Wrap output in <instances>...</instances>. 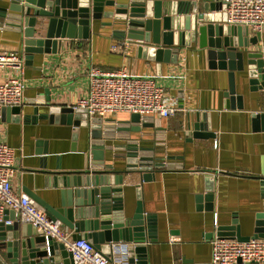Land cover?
Wrapping results in <instances>:
<instances>
[{"label":"crops","instance_id":"obj_1","mask_svg":"<svg viewBox=\"0 0 264 264\" xmlns=\"http://www.w3.org/2000/svg\"><path fill=\"white\" fill-rule=\"evenodd\" d=\"M179 1L188 3L184 8L193 16L194 0ZM204 2L199 0V11ZM46 23H37L35 38L45 37ZM30 27L9 8V0H0V50L19 51L26 59ZM125 29L104 16L92 21L88 38L76 32L56 38L55 51L33 53L24 75L43 84L28 87L23 105L5 107L0 117L1 138L15 149L14 187L42 209L41 202L63 209L62 200L77 209V177L84 187L85 172L107 171L111 182L121 173L124 211L134 212L140 189L144 215L151 219L149 264H211L220 227L237 226L242 235L252 236L258 215L264 214V118L256 117L264 113V89L251 91L247 72L236 70L237 92L230 102L229 69L210 66L198 35L193 39L188 30L186 45L172 46L173 60L158 61ZM254 35L249 30L242 38ZM251 49L264 51V32ZM93 67L160 77L170 87L176 113L134 121L132 113L114 112L89 116L80 125L52 120L51 107L74 105L87 92ZM95 117L100 121L94 123ZM129 161L135 170L127 169ZM141 164L150 167L141 169ZM1 242L0 237V264H13Z\"/></svg>","mask_w":264,"mask_h":264},{"label":"water","instance_id":"obj_2","mask_svg":"<svg viewBox=\"0 0 264 264\" xmlns=\"http://www.w3.org/2000/svg\"><path fill=\"white\" fill-rule=\"evenodd\" d=\"M187 4L179 0H9V8L20 12L31 26L25 46L27 64L32 63L33 53L51 47L55 51V39L58 37H74L76 32H80V36L88 38L92 21L107 16L126 27L128 38L142 41L149 47L153 58L158 61L173 60L172 46L186 45L184 36L188 30L193 39L198 35L200 47L207 48L210 66L229 69L226 95L230 102L237 92L236 70L247 72L251 91L264 89V51L251 49V44H257L260 35L244 40L243 33L249 34V30L245 26L227 23L225 0H205L203 11H199V0H194L193 16L184 8ZM106 7L113 8L106 10ZM177 20L180 22L175 24ZM45 22V37L35 38L37 23L42 26ZM238 98L241 101L242 96ZM239 106L243 104L240 102ZM50 112L52 120L73 125L88 123L89 119L84 108L53 106ZM140 117L139 113H132L134 121H140ZM256 117L264 118V113ZM92 121L95 123L100 118L95 117ZM132 162H127V169L135 170ZM148 167L142 165L141 169ZM85 175L84 187H81V178L77 177L81 186L73 191L77 209L71 200L67 204L62 200L63 209L41 202L48 216L52 220H59L66 229L74 230V238H86L97 249L102 246L104 250L110 251L113 243L133 242L134 249L128 247L129 264H149L146 242L152 238V223L149 216L144 215L141 190L136 193L134 212L127 215L120 195L123 191L120 185L124 179L121 173L115 175L112 182L107 171L91 170ZM22 225L23 230H19ZM1 229V246L6 249L13 264H74L72 254L63 243L45 236L31 224L14 221L11 225H5L0 222ZM219 232V236L239 240L264 237V214L258 215L252 236L242 235L237 226L220 227ZM236 264L250 263L238 260Z\"/></svg>","mask_w":264,"mask_h":264},{"label":"built area","instance_id":"obj_3","mask_svg":"<svg viewBox=\"0 0 264 264\" xmlns=\"http://www.w3.org/2000/svg\"><path fill=\"white\" fill-rule=\"evenodd\" d=\"M225 3L228 24L263 34L264 0H225ZM25 67L26 59L19 51L0 50V117L3 108L23 105L28 87L43 84L39 79L25 78ZM89 81L87 92L71 105L74 109H86L89 116L127 112L167 117L178 109L169 96L170 87L155 75L138 76L129 74L125 68L104 71L93 67ZM15 174V149L0 135V222L31 224L45 236L63 243L74 264H129L127 244L114 243L111 252L104 254L88 239L74 238L70 230L52 220L28 195L15 189ZM238 260L264 264V237L239 240L217 235L212 240L211 264H236Z\"/></svg>","mask_w":264,"mask_h":264}]
</instances>
